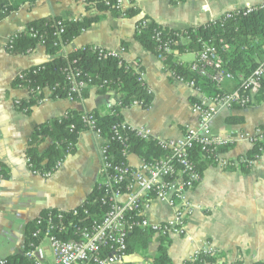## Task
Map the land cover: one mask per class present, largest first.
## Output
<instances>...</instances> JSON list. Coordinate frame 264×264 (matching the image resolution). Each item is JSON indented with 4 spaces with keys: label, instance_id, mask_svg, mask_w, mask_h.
Here are the masks:
<instances>
[{
    "label": "crops",
    "instance_id": "1",
    "mask_svg": "<svg viewBox=\"0 0 264 264\" xmlns=\"http://www.w3.org/2000/svg\"><path fill=\"white\" fill-rule=\"evenodd\" d=\"M127 12L135 9L134 17L123 16L111 10L99 11L83 0H39L26 4L0 22V259L23 255L34 222L43 212H71L81 207L101 180V149L103 137L91 131L80 134L75 150L63 165L50 177L34 174L28 165L26 151L32 143L35 129L61 118L68 111L109 114L116 106L114 91L100 94L97 87L89 88L87 98L74 101L54 100L45 90L39 105L30 115L17 109L18 101L27 102L31 94L27 88H16L13 83L23 71L49 62L52 56L44 45L27 55H12L9 41L24 31L32 21L60 18L74 23L93 20L70 44L61 48L60 54L85 47L106 50L124 48L123 62L130 68L143 70L144 82L153 95L149 109L131 106L122 110L123 121L135 128L152 132L154 139L178 140L184 136L185 126H196L198 117L191 111L197 92L188 85L177 83L165 71L159 58L136 39L137 22L148 17L163 27L184 31L204 25L238 8L264 4V0H188L172 3L170 0H127ZM192 55L193 59H183ZM180 60L187 67L195 60V53H187ZM238 87L237 80H226L220 85L225 92ZM230 118L236 119L229 122ZM241 119V121H237ZM219 136L237 134V140L226 158L235 160L246 156L251 149L248 140L240 134H254L264 130V100L248 108L222 109L212 123ZM52 140L40 147L45 151ZM128 165L135 169L143 159L135 153L127 157ZM190 199L200 208L195 210L187 224V235L167 236L168 256L172 264H186L201 240H209L218 250L214 264H258L264 262V154L253 164L249 173L227 171L219 166H209L201 183L194 188ZM146 217L152 223L174 219L175 209L158 200L149 202ZM156 235L149 245L128 254L125 264H153L161 246ZM45 263L54 264L49 240L41 242Z\"/></svg>",
    "mask_w": 264,
    "mask_h": 264
},
{
    "label": "trees",
    "instance_id": "2",
    "mask_svg": "<svg viewBox=\"0 0 264 264\" xmlns=\"http://www.w3.org/2000/svg\"><path fill=\"white\" fill-rule=\"evenodd\" d=\"M37 1L39 0H0V22L17 12L22 6L33 5ZM170 1L181 3L188 0ZM85 2L89 7H94L99 11L109 10L105 7L104 0H85ZM112 11L120 14L115 9ZM137 13L135 9L127 12L130 17H134ZM92 22L93 20H83L82 22L68 23L60 18L32 21L24 31L12 37V45L8 46V51L12 55L18 56L30 54L38 45H44L47 52L52 56L49 62L31 67L15 79L14 87L27 88L31 94V98L27 102L18 101L16 107L19 111L30 115L32 108L39 105V101L43 98V93L40 94L37 91L39 88H50L52 91L51 98L54 100L66 99L67 76L71 71L80 73L84 80H91L93 87H97L100 94L114 91L117 101L120 103L105 116H99L95 112L68 111L61 118L37 127L31 137L32 143L26 151L29 168L36 175L46 177L49 174H54L57 171L55 167L58 162L73 153L80 134L87 131L84 120L86 115H92L96 119L97 128L101 131L103 138L112 139L114 137L113 127L124 122L123 109L130 107L136 101L142 102L145 109H149L152 105L153 95L149 92L144 80H139L141 77L139 73L124 62L120 64L118 60L110 57L100 59L99 53L92 47L75 50L67 56L60 54L61 48L70 44L83 31L87 30ZM141 22H146V24L140 26L136 34L137 41L156 56H166L163 63L166 69L177 76L185 77L186 80H192L193 77L190 75L188 67L181 62L180 57L187 53L199 52L203 42H212L219 48L224 68L237 79L250 77L259 66L264 64V8L248 16H235L229 21H224L221 18L184 31L163 27L148 17L139 20L137 25H141ZM60 26L65 29V32L62 35L61 46L56 47L54 46L57 41L55 33ZM165 47L171 50V54L164 52ZM140 70L143 72L141 68ZM196 86L207 97L223 96L227 93L221 90L220 86L205 79L196 80ZM88 93L89 90L84 91L81 98H87ZM263 100L264 95H257L253 101L260 103ZM228 121L231 123L235 122L236 119L230 118ZM237 121L240 122L241 119ZM122 137L126 139L129 154L135 153L145 162L157 163L165 158V152L160 149L155 140L142 139L134 132H125ZM49 139L52 140V144L45 151H41V145ZM232 147L233 145H229L222 152L228 153ZM122 149L123 145L119 140L116 139L111 143L109 154L113 157L114 164H128L127 160L122 157ZM194 154V161L203 176L204 171L214 164L206 161L200 152L197 151ZM263 154L264 141L257 142L246 156L229 160V164L223 169L249 173L253 163ZM1 174L2 171L0 176ZM110 174L113 175L112 172ZM105 184L106 175L102 174L93 193L82 205L83 208L80 207V215L74 216L72 212L47 211L43 212L41 217L47 219L50 215L61 214L64 229L61 232L56 230L55 235L66 241L78 239L79 235L76 228L86 226L94 220H102L110 209L109 205L102 202L106 196ZM83 209L89 210V218L83 217ZM44 227L42 228L44 229ZM33 230L29 233L25 251L29 250L30 241L39 244V239H31ZM154 236L155 231L151 229L137 228L128 237V254L139 248L145 249ZM160 237L161 246L153 264H172L168 256L169 240L166 237ZM24 253L6 260L9 264H33L31 260L25 257ZM205 259L204 262H187L186 264H214L215 262V259L212 258ZM258 264H263V262Z\"/></svg>",
    "mask_w": 264,
    "mask_h": 264
},
{
    "label": "built area",
    "instance_id": "3",
    "mask_svg": "<svg viewBox=\"0 0 264 264\" xmlns=\"http://www.w3.org/2000/svg\"><path fill=\"white\" fill-rule=\"evenodd\" d=\"M104 1L107 9H115L123 16H127V9L130 8L127 0ZM263 8L264 4L238 8L225 13L218 19L223 18L224 21H229L235 16H248ZM145 24L141 22V25H136L137 32L140 26ZM64 32L65 29L62 26L57 28L55 33L57 41L54 46H61ZM12 41L11 38L9 45H12ZM94 49L99 53L100 59L110 57L118 60L120 64L123 63L124 48L114 51L99 47H94ZM164 52L171 54L168 47L164 48ZM195 54V60L188 66L189 73L193 77L192 80L175 75L165 66L164 69L171 75L172 80L186 84L197 92L198 97L193 99L191 111L198 117V124L185 126L184 136L178 140L154 139L149 129L135 128L126 122H120L114 126V137L105 139V144L101 149L102 174L106 175V196L102 202L110 206L104 218L76 228L79 238L69 241L55 235L56 230L61 232L64 229L61 214L50 215L47 219L39 217L34 222L31 239L37 240L40 236H45L49 240L54 264H125V259L128 256L127 240L137 228H151L156 235L163 237L186 234L188 219L195 210L200 208L190 199L189 194L201 183L203 178L194 161V153L198 151L206 161L213 163L214 166L225 168L229 164V159L226 158L227 153L222 151L235 143L237 134L216 135L212 127L213 121L222 109L232 110L237 109L238 106L247 108L253 104L254 96L259 93L264 95V64L259 66L250 77L237 79L224 68L219 48L212 42H203L200 51ZM159 58L163 63L166 60L164 55H159ZM133 69L141 76L139 80H143L144 72L138 67H133ZM198 79L208 80L218 86L226 80H237L238 87L223 96L207 97L196 86ZM92 87L91 80H84L80 73L71 71L67 76L66 99L74 101L76 98H81L82 93ZM45 90L52 92L50 88L37 89L40 94ZM41 102L40 100L39 103ZM118 102L116 105H120ZM131 106L143 107V103L136 101ZM84 120L88 131L102 137L101 131L97 128L96 119L92 115H86ZM125 132H134L142 139L157 141L160 149L165 152V158L157 163H148L143 160V164L135 169L128 164H114L113 157L109 154V147L116 139L123 145L122 157L127 160L129 156V147L126 144V139L122 137ZM238 137L248 140L253 147L257 142L264 141V130L258 129L254 134H240ZM62 165L63 160L58 162L55 170H59ZM2 169L0 159V172ZM50 176L51 174L46 177ZM152 200H158L174 208V219L155 224L147 220L145 209ZM71 212L74 216L80 215V207ZM82 214L85 218L90 217L88 209H83ZM43 226H45L44 229ZM217 253L218 250L214 243L204 240L196 248L194 256L189 262H204L205 258L214 259ZM24 255L33 264H46L44 250L40 244L30 241L29 250L25 251ZM0 264H9V262L6 259H0Z\"/></svg>",
    "mask_w": 264,
    "mask_h": 264
},
{
    "label": "rangeland",
    "instance_id": "4",
    "mask_svg": "<svg viewBox=\"0 0 264 264\" xmlns=\"http://www.w3.org/2000/svg\"><path fill=\"white\" fill-rule=\"evenodd\" d=\"M252 7H254V6H252ZM184 56V55H183ZM183 59H185V60H191V59H193V56L192 55H186V56H184V58ZM182 62V61H181ZM258 95H263V94H261V93H259ZM254 98H255V96H254ZM253 98V99H254ZM147 220H149L148 218H147ZM189 220V219H188ZM150 221V220H149ZM151 222V221H150ZM152 223V222H151ZM152 224H155V223H152ZM149 229H151V228H148L147 230H149ZM152 230V229H151ZM187 233H188V231H187V228H186V234L185 235H187ZM43 240H46V237L45 236H40L39 237V244L41 245V242L43 241ZM202 241H204V240H201L200 241V243L202 242ZM200 243H199V245H198V247L200 246ZM197 247V248H198ZM50 249V248H49ZM196 250V249H195ZM195 252V251H194ZM193 256H194V253H193ZM193 256H192V258H193ZM218 256V253H217V255L215 256V258ZM214 258V259H215ZM264 263V262H263Z\"/></svg>",
    "mask_w": 264,
    "mask_h": 264
},
{
    "label": "bare ground",
    "instance_id": "5",
    "mask_svg": "<svg viewBox=\"0 0 264 264\" xmlns=\"http://www.w3.org/2000/svg\"><path fill=\"white\" fill-rule=\"evenodd\" d=\"M112 11V10H111ZM142 23H146V22H142Z\"/></svg>",
    "mask_w": 264,
    "mask_h": 264
}]
</instances>
